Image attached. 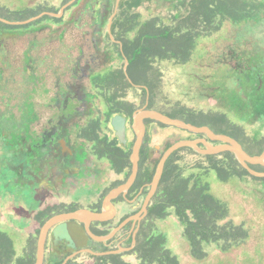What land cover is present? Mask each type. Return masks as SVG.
Wrapping results in <instances>:
<instances>
[{
    "label": "rangeland",
    "instance_id": "1",
    "mask_svg": "<svg viewBox=\"0 0 264 264\" xmlns=\"http://www.w3.org/2000/svg\"><path fill=\"white\" fill-rule=\"evenodd\" d=\"M29 1L0 0L1 4L12 9L21 8ZM63 1L38 0L36 3L54 8L52 10L59 13ZM96 1L80 0L66 10L60 24H54L55 20L50 19L39 27L14 32L1 28L0 40L3 36L18 37L17 40L9 39L11 50L16 55V60L13 61L16 67L21 65L31 43L44 45L43 51L37 48L36 53L74 57L81 50L80 43L85 44L83 49L86 54L92 53L94 43L90 39L95 33L91 23L95 19L96 11L104 9L102 3L106 0H99L98 5ZM117 1L111 0L113 6ZM182 1L146 0L133 11L139 12L142 20L159 17L162 22L170 23L175 14L185 13L186 8L181 5ZM251 1L261 7L255 18L242 23H225L221 31L200 39L193 59L188 64L176 65L169 61H160L157 65L163 73L164 95L172 104L180 103L197 111L228 112L233 120L245 128L247 135L252 137L257 132L264 135V0ZM106 29L107 25L102 37H107ZM99 47L104 53L105 45L101 44ZM111 48L113 50L109 52L113 56L109 60H104V57L99 55L93 61L90 69L92 73H106L112 69L125 68L127 61L119 55L118 47L113 45ZM73 66V62H66L64 80L73 81L77 85L76 95L80 97L73 106L76 108L74 116L66 120L73 123L70 145L75 150V157L68 162L78 167L73 171L75 175L68 169L65 172L66 162L58 154L45 157L40 153H33L32 148L37 142L29 144L28 148L24 144L17 145L12 126L2 122L0 128V230L8 232L12 237L18 255H22L30 237L35 236L38 240L35 216L47 204L65 202L87 209L99 207L108 190L123 181L127 175L115 173L107 160L97 159L92 153V145L78 135L89 121L104 117L105 105L99 92L93 87L90 77L81 72H71ZM13 78L23 80L20 74ZM54 79L53 73L50 72L49 85L53 84ZM8 89L12 90L9 101L13 108L5 107L6 101L3 100L0 101V111L19 119L21 113L15 106L23 99L21 90L17 83L11 81ZM49 96H52V92H49ZM127 99L134 102L138 108L144 106V94L140 88L131 89ZM54 112V108H50L47 116L53 118ZM42 126H33L34 136H39ZM105 133L110 138L116 136L110 122L107 123L103 134ZM199 135L172 126L163 127L155 122L148 124L145 149L151 170L155 169L156 172L162 154L170 145L182 139H196ZM135 139L133 131H129L130 148ZM24 148L31 150L19 151ZM29 154L32 156L28 157ZM184 157L182 165L187 171L197 172L195 165L201 161L200 155L184 153ZM207 180L211 183L212 192L229 206L230 214L226 221L244 224L250 232V237L228 250H224L221 244L207 245L208 256L204 260H197L190 254L189 244L184 236V226L172 215L167 220L158 222L168 237V247L179 257L180 264H264V180L247 176L243 180L222 183L215 172H212L211 178ZM150 188L151 185L138 201L139 208ZM124 207L123 212H130L131 208L136 206L126 203ZM118 210L122 211V205L118 206ZM123 217L117 216L108 228L113 231ZM68 230L60 237H73ZM131 230L132 224L117 232L111 240L99 242V248L93 250L99 252L105 250L104 247L114 251L121 250L119 253L126 254V261L139 264L136 256L125 249L132 246ZM59 245L54 231H51L46 246V259L56 255L60 259L64 258L65 250ZM89 254L90 252H83L78 255L77 260L86 262L90 259Z\"/></svg>",
    "mask_w": 264,
    "mask_h": 264
},
{
    "label": "trees",
    "instance_id": "2",
    "mask_svg": "<svg viewBox=\"0 0 264 264\" xmlns=\"http://www.w3.org/2000/svg\"><path fill=\"white\" fill-rule=\"evenodd\" d=\"M144 1H123L113 25V34L124 43L128 76L123 68H116L91 77L92 85L105 105L104 117L91 120L80 133L81 137L91 142L92 153L97 159L107 160L115 173L130 174L132 149L120 144L117 137L110 138L103 132L115 115L133 117L138 106L129 101L127 96L136 87L134 85H141L144 104L149 95V108L196 125H208L217 133L237 138L250 154H261L264 150V135L257 132L252 137L248 136L245 128L233 120L228 112L197 111L180 103L172 104L164 95L163 73L157 65L160 61L188 64L193 59L200 39L221 31L225 23H242L254 19L261 9L260 4L251 0H183L181 5L186 8L185 13L178 12L170 23H164L159 17L142 20L141 14L133 11ZM0 25L7 32L13 27L3 22ZM145 145L142 148L144 155ZM184 153L200 155L201 161L195 165L197 172L189 173L182 165ZM252 167L264 171L262 165ZM212 172L222 183L243 180L247 176L264 180V177L253 176L230 151L199 154L191 147H183L175 152L166 163L158 190L139 228L135 246L128 252L136 256L139 264H180L179 257L168 247L167 235L158 224L172 215L184 226L190 254L197 260H204L208 256L207 245L221 244L224 250H228L250 237L244 224L226 221L230 209L227 202L212 192L211 183L207 180L211 178ZM154 173L155 169L150 170L148 165L141 163L133 191L151 181ZM75 209L77 206L66 203L48 204L35 216L37 232L51 217L46 214ZM109 232L103 230L97 233L105 235ZM37 245V237H30L22 255H18L12 237L0 230V264H35ZM77 248L65 251L62 259L58 255L47 258L45 264H62ZM104 249L99 252L110 251L107 247ZM89 255L90 259L86 262H79L77 255L66 264H131L124 259L125 253Z\"/></svg>",
    "mask_w": 264,
    "mask_h": 264
},
{
    "label": "flooded vegetation",
    "instance_id": "3",
    "mask_svg": "<svg viewBox=\"0 0 264 264\" xmlns=\"http://www.w3.org/2000/svg\"><path fill=\"white\" fill-rule=\"evenodd\" d=\"M37 1L38 0H30L25 6L21 8L17 7L15 9L9 8L1 4L0 2V22L13 26L10 32H14L19 29H29L30 27H34V26L39 27L40 25L43 24L44 21H48L50 19L55 20L54 24H60L63 21V15L66 12V10L77 4L80 0H64L59 13L58 11H53L52 9L54 8L46 7V5H42V4L37 5L36 3ZM123 1L124 0H120V1L118 0L116 2V5L113 6L111 0H106L104 3H102L104 9L103 10L98 9L96 11L95 19L91 23L95 33V36H93L90 39L92 43H94V51L92 53L86 54L83 49L85 44L82 43L79 44L81 50L74 57H70L69 55L61 56V54L55 55L53 53H45V52L36 53L35 50L37 48L38 50L43 51L44 45L31 43V46L28 47V50L24 55V59L22 60L21 65L19 67H16V65L13 63V61L16 60V55L11 50L12 47L9 39L11 38L12 40L15 39L17 40L18 37L3 36L0 40V101L2 102L3 100H5L6 101L5 107L9 109L13 108V104L9 101V98L11 96L10 93L12 91L8 89V85L10 84V81L11 83L18 84V88L21 90V94L23 97V99L17 102L15 106L17 109H19V112L21 113L19 119L17 117L15 118L6 114V112L0 111V128L2 122H4V124H9L10 126H12V130L14 131L13 133H15L16 135L15 142L17 145L19 143L24 144L28 148L29 144L31 145L32 143L37 142V145L34 146V148H32L33 153L37 152L45 157H50V156L53 157L55 156V154H58L66 162L65 172H67L68 169V171L70 172L72 171L73 175H75V173L73 172L74 169L78 168L77 166L68 162L70 159H73L75 157V150L70 145L71 125L73 123H71V120L70 123H68V121L66 122V120L71 119L74 116L76 112V108L75 107L73 108V106L75 102L79 100L80 97L76 95L77 85L73 81L64 80L66 74L65 64L67 61L73 62L74 66L71 69V72L74 73L81 72L83 73L84 76L88 75L91 80L92 76L99 74V73H92L90 71L93 61H95L99 55H102L104 57V60H109L113 56L112 53L109 52L113 50L111 48L113 47V45L115 46L117 45L118 53L121 57L125 59L127 58L123 51V47H124L123 41L116 38L115 35L113 34V25L117 15L120 12V5ZM96 4L97 5L100 4L99 0L96 1ZM106 25H107V29H106L107 37H102L104 34V27ZM1 28L2 26L0 25V29ZM14 43L15 42H13L12 45H14ZM60 44L62 43L60 42ZM101 44L105 45L104 53L101 52V49L99 47V45ZM9 49L11 52L9 51ZM119 50H121V52ZM50 72L53 73V76L55 78L53 80L52 85H49L48 83ZM19 74L22 75L24 81L23 80L19 81L13 78L15 76H19ZM6 84H7V88L5 87ZM134 86H136L135 88L141 89V85H134ZM50 88H52V90ZM49 92H52V96H49ZM145 106L147 107L149 106V95L147 96L146 102L143 107ZM50 108L51 109L54 108L55 110L53 118L47 116V114H49L48 112ZM134 115L132 118L125 116L128 119L127 121L128 139H129V131L132 130L133 133L135 134V131L133 129ZM90 122L91 121H89L88 124L83 128L87 127ZM152 122L159 123L154 120H146V127L148 124ZM110 123L112 125V120ZM41 124L43 125L42 131L39 134V136L36 137L32 132L34 130L33 126L34 125L38 126ZM82 129L78 134L79 137L91 144V142H89L86 138L80 136ZM199 136L200 137L198 138L206 137L205 135H199ZM63 140L65 141L67 148L63 146L62 143ZM145 140L147 139L145 138ZM145 143L146 141H144V144ZM213 143L217 144V142H213ZM201 146L204 147L203 144H201ZM127 147H129L128 144ZM27 148L19 149V151L29 152V150L31 149H27ZM5 149L7 148H4V150ZM29 156H32V154L31 155L29 154L28 157ZM148 158L149 156L142 154V150H141L139 164L141 165V163L143 164L145 163L146 165L149 166L151 170V165L148 161ZM47 173L49 174V172ZM128 176L126 175V178L123 181L116 183L112 188L126 181ZM49 179L50 176L48 180ZM152 180L147 183H143L138 190L133 191V187L136 183L135 181L134 185L128 191L127 194H123L113 201L117 209V213L115 216L116 217L124 216L115 228L119 227L122 223H124L129 219V221L118 232H120L121 230L125 229L127 226L132 224V230H131L132 246L130 248H125L127 249V251H131L134 248L139 228L145 218V217L133 218V216H144V214H141L144 203L140 208L138 207L137 203L140 200V198L143 197L146 191L149 189ZM110 190H108V192ZM103 200L99 207H91L88 209L93 211L102 210ZM60 203H65V202H60ZM126 203L128 204L132 203V206H136V207L131 208L130 212L128 211L123 212V210L125 211L124 204ZM53 204H57V203H53ZM68 205H72V204H68ZM119 205H122L121 212H119L118 210ZM78 208H83V207H77V209ZM60 213L63 212L46 214V216H54ZM145 216H147V214ZM115 218L106 222H93L91 224V230L97 235H100L97 232L103 230H109L111 232L108 226L112 225ZM51 231L53 232V229ZM67 232H71V235L73 237L71 238L60 237V236H56L54 233V236L57 238L58 243L60 244L59 246L61 247V249L65 251L70 250L74 247H78L77 250H75L74 252L84 249H90V250L98 249L99 248L98 243L102 242V241H97L88 233L84 223H79L77 227L73 228L72 230H68ZM73 239L75 241H73ZM110 251H114V250H110Z\"/></svg>",
    "mask_w": 264,
    "mask_h": 264
},
{
    "label": "water",
    "instance_id": "4",
    "mask_svg": "<svg viewBox=\"0 0 264 264\" xmlns=\"http://www.w3.org/2000/svg\"><path fill=\"white\" fill-rule=\"evenodd\" d=\"M126 61L127 64L124 68V71L128 76V58H126ZM146 120H154L166 126L176 127L178 129L185 130L191 133L205 135L206 137L196 139H182L170 145L164 151L151 182V188L141 211V214H144V216H133V218H142L145 217V215L148 213V207L153 196L158 190L167 161L175 152L183 147H191L202 154H217L225 151H230L235 154L242 166L245 167L253 176L264 177V171H258L252 167V165L264 166V150L261 154L252 155L245 149L244 145L237 138L228 134L217 133L208 125H196L180 118H174L157 109H151L147 106L142 107L138 109L134 115L133 129L136 134V140L131 152L132 169L126 181L112 188L105 195L103 200V209L100 211H93L87 208H78L76 210L63 212L48 218L43 223L39 231L35 264H45L46 246L52 229L56 236H62L63 234H65V230H72L73 228L77 227L79 223H84L88 233L94 239H96L97 241L106 242L108 240H111L115 236V234L127 223L128 220L105 235H97L91 230V224L93 222H106L116 217L115 215L117 213V209L113 201L119 196L127 194L134 185L138 177L140 168V153L147 134ZM127 121V117L121 114H117L112 118V126L115 129L116 136L118 137L120 143L125 146H127L128 144ZM213 142H217V144ZM62 143L63 146L67 148L64 140L62 141ZM201 144H203L204 147L201 146ZM85 251H88L95 255H101L119 253L121 250L96 252L90 249H84L76 251L69 255L62 264H66L70 259Z\"/></svg>",
    "mask_w": 264,
    "mask_h": 264
}]
</instances>
